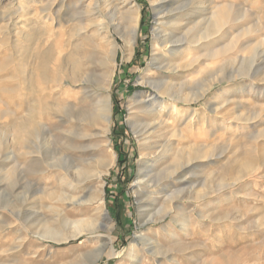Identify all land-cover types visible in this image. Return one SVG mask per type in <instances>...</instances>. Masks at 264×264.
I'll return each instance as SVG.
<instances>
[{
	"label": "rangeland",
	"instance_id": "1",
	"mask_svg": "<svg viewBox=\"0 0 264 264\" xmlns=\"http://www.w3.org/2000/svg\"><path fill=\"white\" fill-rule=\"evenodd\" d=\"M51 1L0 0V264H27V262L31 264H72L75 262L76 264V261L77 264H84L82 256L100 246L98 236L106 237L107 235L112 239L109 247L116 251L118 257L104 256L97 264H132L130 255L141 258L138 264H172L171 260L180 261V264H264V41L254 46L253 50H248L250 54H245L248 59L241 68L242 75L229 78L231 72L240 69L238 63L233 65L234 62L230 61L228 78L216 84L213 87L214 90L212 88L213 91H210L211 93L199 99L201 101L186 102L191 95L189 91H183V95L181 94L183 102L179 101L177 105L184 111H196V117L192 123L190 122L191 124L184 122L182 115L173 118L168 111L165 112L168 106L157 104L159 106L155 107L159 110V114L154 110L146 109L147 100L153 93H157L150 84L152 81L156 87H160V82L163 80L177 85L188 74L182 70L166 69L165 65L177 64L182 55L177 53L156 54L154 51L155 32L162 33L166 39L168 38L167 40H171L183 31L182 27L187 28L198 21L207 19L210 16L209 8L213 4L234 2L237 7L247 13L245 24L249 27L254 26L256 32L253 33L255 35L253 37L257 41L263 40L264 0H168L164 4L158 3L157 0H134L141 11L137 44L130 59L123 56L122 50H118L116 74L110 85L113 122L109 139L116 153L115 163L101 181L97 180L96 176L100 174L101 169L96 162L100 153L95 145L102 138L77 137L66 143L65 139L57 135L58 133L77 130L83 134L85 132L83 128L88 126L83 125L74 129V124L62 123L66 121L64 119L66 117L61 113L56 115L48 111L40 119L36 115V124L29 146L36 144L43 153H47V157H51L52 150L57 149V144H60L57 140L59 139L61 144H64L66 149L69 148V152L74 154L75 164L64 163L65 168L69 166L70 174L73 176L74 171L81 167L87 171L91 170L95 178L92 180L88 178L83 182L80 176L77 179H80L82 183L75 186V189L72 186L68 192L71 198H80L86 194L91 199L90 204L73 208L72 205L61 206L47 203L46 205H52V208L37 218L25 210L31 208L30 210L34 211L31 203L41 199V194H36V191L41 186L47 187L46 181L42 180L39 175L41 172L39 164L31 169L25 168L23 172L19 170L20 168L18 169L19 144H17V135L14 134L15 126L22 115L18 106L21 77L23 78L21 67L23 56L21 55V38L17 36V32L21 26L20 23L25 20L29 24L27 30L34 34V39L28 44L29 62H31L27 68L29 78H31V72L36 69L34 67L37 66L38 57L43 50L49 55L54 46L51 54L61 63L65 53L72 49L60 41L53 31L60 32L65 29L67 31L71 26L68 22V17L72 13L69 6L71 5L73 9L80 0L64 2L60 13L62 23L54 27L49 20L48 7ZM99 2L101 6L107 4L102 0ZM108 4L104 7L109 13L107 18L118 17L119 22L124 25L122 14L124 10L119 11L120 1L109 0ZM180 6L184 9L169 13ZM42 9L47 11L41 12ZM106 20L99 18L97 22L103 23ZM259 20L263 23L262 28H257ZM110 29L113 37L123 46L124 43L119 34L120 28L111 27ZM78 42L75 41V44L81 47L79 55L81 52V56L85 55L86 51H80V49L84 48L82 44H86L87 41L81 38ZM58 45L62 47V50L64 49L59 57L55 54V48ZM249 58L252 60L251 64ZM54 73H56L55 70L50 67L46 71V81L43 82L41 77L38 78L36 87L33 86V90L29 92L26 108L29 107L28 109L31 110L35 100L48 106L62 105V103L67 105L72 101L68 96L73 95L79 88L72 87L66 80L58 86L57 82L61 80ZM163 91L160 89V92ZM224 98H229L231 104L221 111V115L212 112L208 107V102L217 100L218 104L222 103ZM169 99L170 97H167L166 101ZM236 110L237 113L241 112L240 114L244 115L242 116L243 122L235 121ZM225 115L229 119L226 123L227 129L223 130L222 123H224L223 116ZM164 116L168 122L165 126L157 128L158 119ZM52 119L56 121V126L50 123ZM185 123L189 125L185 126ZM178 128L187 133V139H176L173 144L170 143L165 152V149L161 147L163 138L167 140L171 137L169 133H173ZM209 130L213 132L211 136L206 134ZM254 132L260 133L256 138L257 141L248 137ZM192 133L197 137L192 136ZM52 134L60 138L57 137L54 140L51 137ZM44 138L52 142L49 148L43 145ZM202 145L208 146L205 148L207 155L204 158H200L201 154L192 150ZM182 149L194 155H190L189 159L196 158L195 166L188 169L185 179L179 183V187L183 186L182 189H184L182 195L191 196L193 200L183 202L187 205L185 213L190 222L187 234L181 231L178 224L171 222V218L155 224H143L144 218L149 219L150 214L158 216L166 195L160 187L158 190L149 189L144 193L137 185L146 173H151L155 180L159 179L160 172L163 173L170 163L182 157ZM204 179L207 181L209 179L207 183L211 191L215 189L213 195L209 196L208 202L198 198ZM222 182L227 184V187L222 190L223 192H216ZM69 183L75 184L70 178ZM25 197L28 198L27 208H24L26 206ZM98 198H102V202L95 203ZM62 208H67L68 211V213L62 212L61 214V218H65L67 225L65 229H57L54 235L55 240L49 238L39 240L32 235L31 231L28 233L24 229L23 223L25 222L32 223V221L43 218H60ZM207 210L211 212L209 217L201 219L200 215ZM106 211L110 215L108 221L103 218ZM116 214L120 215L121 223L117 221ZM168 223L175 225L174 233L180 238L182 247L177 248L178 245H173L175 252L168 258L162 255L154 256L148 251L149 247H146L144 252L142 240L145 239H156L161 244L163 243L164 248L170 247L171 239L163 231L164 225ZM110 227L111 231H109ZM89 229H98V231L94 234L86 231L80 237L73 238L75 233ZM34 230L40 232L41 226L35 227Z\"/></svg>",
	"mask_w": 264,
	"mask_h": 264
},
{
	"label": "bare ground",
	"instance_id": "2",
	"mask_svg": "<svg viewBox=\"0 0 264 264\" xmlns=\"http://www.w3.org/2000/svg\"><path fill=\"white\" fill-rule=\"evenodd\" d=\"M65 1L66 0H52L51 2H49V7H48L49 20L53 27L62 23V19L60 18V13L62 10V5H64ZM102 1L107 4L109 2V0H102ZM119 1L121 3L119 11L124 10V12H122L124 25L119 22L118 17L116 18L114 16L112 18L109 17L108 19L107 14L109 13H107L108 12L106 10L107 8L104 7H107L109 4L108 5L106 4V6H101L99 0H91L90 2H88V0H80L73 9L70 7L71 6L70 5L69 9L72 10V13L70 14V17H68L69 18L68 22L70 23L71 26L67 29V31L66 29L65 31L61 30L60 32L53 31V34L57 38H59L60 41L66 43V45L69 46V48H71L72 50L67 48L70 51L65 53V55L61 59V63H59L58 62L59 60H57V58H55V56L51 54L52 48L54 46L51 48V53L49 55L46 53V51L44 52L43 50L42 51L43 53L40 54L38 57V61L36 64L37 66L34 67L36 69H34L33 71L31 70L32 71L31 72L32 75L30 74L31 78L27 76L28 73L27 68H29L28 66L31 63L29 62L28 44L31 43L32 40L34 39V34L30 33L27 30L29 26V24L27 23L28 21L26 22L24 20V22L20 23L21 26L19 27L17 36L21 38V43H22L21 55L23 56V59H22L21 67L23 72L22 73L23 78L21 77L22 82L20 86L21 89L20 102L18 107H19V111L22 112V115L20 116L19 123L17 124L15 122L17 124L15 126V129L13 125V129L15 132L14 134L17 135L16 138L18 142L17 144H19L18 169L20 168L19 170L23 172L25 168L31 169L35 166H38L39 164L41 169L39 175L41 176L42 180L46 181L47 187L41 186L36 191V194H41L42 196L41 199L39 201L34 200L35 202L32 201L31 203L33 205L34 211L33 209L30 210L31 208L25 210L29 214L35 215L37 218L39 216H43L44 213L50 210L52 208V205H61V206L72 205L73 208H79L82 207L83 205L90 204L91 199L88 198L86 194L82 195L80 198H71L68 192L70 191V188H72V186L75 189V186H78L79 183H82L80 179H77L80 176L83 179V182L88 178L90 180L95 178L91 174L92 173L91 170L87 171L85 168H81V167H78L76 171H74L73 176L70 174L69 166L68 168H65L64 163L66 162V164H70L72 162L73 164H75L76 161L75 159H73L74 154L69 152L70 151L69 148L66 149L64 144H61V140L59 139L57 140L60 141V144H57V149L55 148V150H52L51 157H47L48 156L47 153H43V151L36 144L31 147L29 146V143L31 142L30 139L34 131V126L36 124V119H37L36 115H38V118L40 119L42 115H44L48 111H51L56 115L58 113H61L66 117L64 118L66 119V121L62 120L63 121L62 123L66 122V123L74 124L73 125L74 129H78L77 127H81L83 125L89 127V129H87L88 127L83 128L85 129V132L83 134H80L77 130H74V132L66 130L65 132L62 131V133H58L57 135L65 139L66 143L67 141H70L77 137L85 138V139H92L93 137L102 138V140L97 145H95L97 148H99L100 155L98 161L96 162L98 163L101 169L100 174L96 176L97 180L101 181L104 175L106 174V172L115 163L116 153L112 149L109 139L110 128L112 127L111 124L113 122V104L111 97L112 95L110 93V89H111L110 85L116 74L115 71L117 65L116 56L118 50H122L123 56L125 58L127 59L132 58L131 56L138 40L137 38L139 34V21H141L139 20L141 13L140 7L134 2V0H119ZM167 1L168 0H157V2L160 4L167 3ZM85 2H88L87 5H84ZM212 4L213 3H211V5ZM56 8L58 9L57 11L54 10ZM179 9L183 10L184 8L183 6H180L178 8L172 9L169 13H175V11L177 10L179 11ZM209 9H210V14H209L210 16L207 17V19H203L201 22L198 21L197 23L193 24V26L187 28L182 27L183 31L179 35L178 34L177 36L175 35V38L171 40H167L168 38L166 39V37L162 33L155 32L154 51L156 54L177 53L182 55L179 62H177V64L169 63L165 65L167 66L166 69L182 70L188 72V74L186 75V77L182 79L181 83L177 85H175V83L169 84L165 80H163L160 82V87H156L153 81L152 82L149 81L151 82L150 83L151 86H153V88L156 89L157 93H153L150 96L151 98L147 100L148 102L146 106L147 108L145 107L146 109L154 110L155 113L158 112L159 114V110L156 109L155 107L157 104L161 106L162 105L168 106L167 108H165L164 111L165 112L168 111L173 118H175V116L179 117L180 115H182L184 122L192 123L194 118L196 117L195 116L196 111H190V110L184 111L180 109V107L177 105V103L182 100L181 94L183 93V91L186 90L189 91L191 97L186 100V102L189 103L197 102L199 99L205 97V95L209 93L216 84L222 83L226 78H228L229 75L228 65L230 61L234 62L233 65L238 63L240 65V69L238 71L231 72L230 74L231 77L229 78H237L238 76L242 75L241 73L243 72L241 71V68L244 64H246L245 63L247 61L246 59H248L245 54L246 53L250 54V51L248 50H253L254 46L264 41V39L257 41L253 37L255 36L253 35V33L256 32L254 26L249 27L248 25L245 24L247 13L245 11H242L239 7H237V5L234 4V2L215 3V5L213 4ZM45 11L47 10L42 9L41 12H45ZM99 18H103L107 20L106 22L100 23L97 22ZM262 25H263L262 21L259 20L257 22V28L259 27L262 28ZM111 27L115 29L120 28L119 34L121 36V39L123 40L124 43L123 46H121L118 43V40H116V38L113 37V35L111 34V29H110ZM81 38L87 41L86 44H82L84 48L80 49V51L81 50L86 51L85 52L86 54L85 55L82 54V56H81L82 52L79 55V48L81 47L78 46L79 44L78 45L75 44V41L78 42L80 41ZM61 48L62 47L59 45L56 46L55 48V52H56L55 54H57L58 57L62 52H64L63 51L64 49L62 50ZM36 58H37V54H36ZM249 60H250L249 63L251 64L252 63L251 58H249ZM50 67L55 70L56 73L54 74H57L60 77L59 79L61 81L57 82L58 86H60L62 81L66 80L68 81V83L71 84L72 87H78L79 90L74 92L73 95H69V96L67 95L72 100L71 102H68L67 105L65 104L63 105L62 103L63 105L62 106L60 104L52 103L53 104L52 106H48L42 104V102L39 100H35L33 102L34 105L32 107L30 106L31 110H29L28 109L29 107L26 108L28 104L27 100L29 97V92L32 89V87L35 86V84H37V80L39 77L43 79V82L47 80L46 71ZM50 73L52 74V72ZM160 89L164 91L160 92ZM66 90H68V88H66ZM165 96L170 97L169 101H166L167 97ZM216 102L217 100L216 101L214 100L213 102H208L209 104L208 107L211 108L212 112L220 115H221V111H223L229 104H231L229 98H224L222 103L219 102L217 104ZM29 112L31 114H29ZM240 113L239 112L237 113L236 110V113L234 115L235 121L237 122L238 121L243 122L242 116L244 115ZM164 117L158 119L159 123L157 121L158 123L156 124L157 128L165 126V123L168 122L166 117L165 118ZM228 119L229 117H227L226 115L223 116V120H224V123H222L223 130L227 129L226 123ZM50 123H52V126H56V121H54L53 119L50 121ZM188 123H185V126H188L189 125ZM248 128H250V126ZM49 131L51 132V128L49 129ZM199 133H201V131ZM211 133L213 132H211L210 130L206 131V134L207 135L209 134V136L212 135ZM169 134H171V137H169L167 140H164L165 138H163V142L161 144V147L165 149V152L166 149L170 146V143L173 144V141H175L176 139H180V138L187 139L186 136L187 133H185L180 128L173 131V133H169ZM57 135L52 134L51 137H53L54 140H56V138L58 137ZM194 135L195 134H193L192 136ZM259 135L260 133L254 132L248 135V137L256 140V138H258ZM195 137H197V135H195ZM51 143L52 142L49 139L47 138L43 139V145L45 147L49 148ZM206 147L202 145V147L197 149L194 148L192 150H194L197 154H201L200 158H204L207 155L205 151ZM187 152L188 151L184 150L182 152V157L180 159H178L177 161L174 160V162L170 163L163 171L164 174L160 172L159 179L155 180L154 176L151 173H146L142 176V179L137 184L139 190L144 193L147 192L149 189L158 190V188L160 187L162 188L161 190L166 195L164 205L163 206L161 205L158 211V216L156 217V215L150 214V216L148 217L149 219L144 218V223L142 222L143 224L145 223L155 224L165 220L166 218H171V222L173 223L175 222L176 225L178 224V226H180L181 228V231H183L186 234L189 232L190 222L186 218L185 206L187 205H184L185 203L184 200L186 202L190 201L192 200V197L191 196L186 197L182 195L184 190L182 189L183 186L182 188H180L181 186L179 187L180 185L179 183H182V181L185 179V175L188 172V169L190 167H194L196 163V158L189 159V156L193 154L189 153L190 151L188 153ZM49 161H51V163ZM69 178L74 181L75 183L74 185L69 183ZM208 181L207 179H204L203 183L201 184L202 191L200 194L198 193L199 197L196 195L200 200H204V202L206 200L208 202L209 196L215 192L214 191L215 189L211 191V188L208 185L209 183H207ZM226 187L227 184H224V182H222V184L219 186L216 192L220 193V191H222ZM194 189L191 191V193L194 191ZM27 201L28 198L25 197L24 203H26V206L24 208H27L28 206ZM99 202H102V198H98L95 200V203H99ZM47 203L52 204L50 205L51 207L48 206L49 204L46 205ZM189 206H191V204H189ZM62 209L63 210L59 214L60 218H49V219L43 218L38 221L37 220L32 221V223L25 222L23 223V227L28 233L31 231L32 235H34V237H36L39 240H45L47 238L55 240L54 235L56 234L57 229L58 228H59L58 230H60V228L65 229L67 225V221H64L65 218L64 219L61 218V214L62 212L68 213V211L67 208L66 209L62 208ZM209 213H211L209 210L203 212L200 215V218L207 219L209 217ZM103 216H104L103 218H105V221L110 220V215L107 211ZM102 225L103 223L101 222V226ZM40 226H41L40 232L34 230L35 227L38 228ZM174 228L175 225L168 223L167 225H164V229H163L164 233L171 239L169 243L170 247L168 246V248H164L162 245L163 243L161 244L160 241L156 239L142 240L143 237L141 236L142 250L145 252L146 247H149L148 251L152 252L154 256L162 255L168 258L170 254L175 252L173 249L174 247L173 245H178L176 246L177 248L182 247L180 246V242H181L180 238L177 237L174 233ZM111 229L112 228L110 227L109 231H111ZM86 231L88 233L94 234L98 231V229L79 231L75 233L73 238L80 237L82 233ZM189 235L190 234H188V236ZM98 239L100 240V246L96 247L93 251L88 252L87 254L84 255L82 254L83 256L81 255L82 259H84V264H97L104 256H107L109 258L118 257L116 251L112 247L111 248L109 247L110 243L112 242V239L109 235H107L106 237L98 236ZM130 256L132 257V259L130 260L132 264H138L140 262L141 258H138V256L137 257H135L134 255H130ZM148 260L152 261L150 259ZM171 261L172 264H180V261L177 260H171ZM152 262H154V260ZM27 264H31V263L27 262ZM72 264H75V262H73Z\"/></svg>",
	"mask_w": 264,
	"mask_h": 264
},
{
	"label": "trees",
	"instance_id": "3",
	"mask_svg": "<svg viewBox=\"0 0 264 264\" xmlns=\"http://www.w3.org/2000/svg\"><path fill=\"white\" fill-rule=\"evenodd\" d=\"M119 164H120V162H119ZM116 219H117V221H118L119 223H121L120 215L116 214Z\"/></svg>",
	"mask_w": 264,
	"mask_h": 264
}]
</instances>
